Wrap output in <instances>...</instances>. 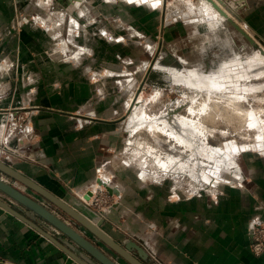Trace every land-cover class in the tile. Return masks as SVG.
<instances>
[{
    "label": "rangeland",
    "instance_id": "obj_1",
    "mask_svg": "<svg viewBox=\"0 0 264 264\" xmlns=\"http://www.w3.org/2000/svg\"><path fill=\"white\" fill-rule=\"evenodd\" d=\"M25 1L24 3H27L25 6L28 5L30 8L32 7L33 10L29 16V19H31L30 21L37 25L38 28L42 29L43 33L46 32L47 35L45 38L43 37L42 41L35 43L37 48L32 49L33 51L31 50L33 59L27 61L23 58L20 59L18 56L9 59H0V63L4 64L5 69L3 71L5 74L3 82H10L11 84L9 88H6L4 91L2 90L3 92H1L0 96L8 95L13 97L19 95L21 100L25 102L22 103L23 105L5 107L6 110H4L5 108H0V116H5L4 121L0 123V157L2 159L10 160L9 163L17 160L35 164L38 163V158L31 154L32 150L35 149V143L39 141V139L34 136L37 132L35 120L37 116H39L40 111L46 107L42 101L53 98V94L60 95L63 92L64 85L67 83L64 78H58L55 70H58V68L60 70L69 68L72 72H74V69L83 70L80 75H73V78L68 82L76 83L77 79L80 78L85 84L91 86L93 94H95L93 97L94 99L100 98L108 100L110 101V106L112 104V107L115 109L121 104H130L120 115L114 117L116 120L119 119L115 123L116 130H114L111 135L110 144L104 146V148L112 152L115 151L113 153L111 152V154L106 157V161L109 162L108 165L113 171V174L112 172L107 174V172L99 173L98 171H94L89 181L94 185L93 188L90 189L91 192L97 184L107 187L110 182L109 178H111L110 183L112 185L114 175L119 172V167L122 163L120 158H129L132 162H135L133 158H137L136 160L138 163L142 165V175H149L153 179H157V181L165 179L164 181L169 183L170 188L173 186L172 184H174L175 180L179 178L180 174H183L180 176L184 179L181 180V188L184 190L188 188L189 183L193 182L192 184H196L195 186L198 187L197 193L201 191L205 194L218 193L221 192L220 186L222 184H227V186H229L235 181H243L242 169L244 170V175L248 177L247 172L250 171V169L247 168L248 165L245 157L251 154L253 150L256 152L262 151L258 147V142L260 143V147L264 144V130H262V128L264 129V122L256 121L254 124V126L256 125L255 127L249 125L238 126L232 124L231 121L228 122L225 117L221 116V118L219 116L220 122L218 123H222L221 126L218 125V123L211 125L216 128L215 131H210L213 127H209L210 130L206 127L208 130L207 132L206 128L196 131L198 132V139L200 138L199 141H202L197 142V144H199L196 149L177 141L174 136L173 140L170 139L172 138V133L168 132L165 134L162 133L161 138L157 139L158 142L163 143H159L158 150V147L151 149L150 146H147L145 143L144 145L141 142L142 138L140 139L141 129H147L145 125L148 126L150 122L154 123L155 121H150L148 122L149 124L144 122L145 125L140 123L143 125L140 128V124L133 121V115L135 113L134 108L138 105L137 101L140 98L142 99L141 106H143V103L148 104V116L155 114L161 116L166 113L170 103L174 104L173 106H177V104H179L177 102L180 100L182 103L195 102L198 97H201V100L199 98L200 101L205 103L207 100V102L209 101L211 103V100L208 99L210 98L209 96H205L206 98L202 97L204 94L209 93L208 91L201 90L202 88L196 85L187 84L188 81H184L186 82L184 83L183 79L178 80L171 73L173 72L171 70L172 68H177V70L182 72H186L187 69H198L211 76L220 75V77H222V83H226L225 87L227 89L224 90L226 93L221 91L218 94L224 100H236L239 99L240 96L239 101L244 97L242 102H240L241 104L243 103L244 107H247L248 110H264V90H261L264 89V44L256 41L259 46L257 45V47H255L246 39H242V44V41L238 39V37H235L238 35L242 38V34L236 29H232V33L228 36L224 30V28L226 30L228 29L225 24L227 20L224 19L223 21L218 18L210 20L208 14L211 13V10L198 0H163L164 5L158 3V0H131V2H129V0H73L68 7L64 6L60 0ZM162 6L165 7L163 21L161 22L160 11ZM220 7L225 10L222 4ZM214 11L217 15L221 16L215 7ZM16 17L18 18V15ZM231 17L234 16L231 15ZM42 19H46L47 21L50 20L51 23L46 24ZM200 21L202 22L201 27H199L201 34H197ZM208 23L212 27L219 26L217 30H213V32L216 33L213 35L218 36V39L214 40L210 37V34L208 35ZM22 27L23 24L19 22L15 24L14 29L19 34L22 31ZM244 28L248 30L246 27ZM28 48L29 47H27V49ZM259 54L262 55V61H260V56L257 57ZM233 61H237V63ZM158 63L164 64V69L158 67ZM226 63L231 64L227 66H230L229 69L223 68ZM221 68H223L222 70L224 72ZM254 68L260 71L258 70L256 76L248 79V82L245 84L247 88L243 89L237 77L238 73L246 70L250 71V69ZM228 77L230 78L227 79ZM261 77L263 78L262 80L259 79ZM252 79L254 81H251ZM257 84H259L260 89H258L259 87ZM253 85L258 88L256 87V89ZM50 87H53V93L50 92L51 94L46 91ZM249 87L254 88L250 89ZM100 88L105 90L100 91ZM126 89H128V91H126ZM231 93L233 95L235 94L234 98ZM245 93L248 94L246 95ZM198 94L199 96H197ZM248 95L249 97H247ZM200 101L197 99L196 103ZM151 102L155 103L153 104ZM203 102L197 103L199 106L195 105L200 108ZM180 108L181 106H179L178 109ZM181 111L182 109L179 112ZM167 112L169 113L170 111ZM171 114L173 115L171 112L168 115L170 116ZM191 115L196 117L195 113H191ZM150 117L148 118L150 119ZM223 118H225V120ZM247 118H249V116H247ZM258 119L264 120V114H261V116L259 115ZM222 120L223 122H221ZM138 125L139 128L137 127ZM215 128H213V130ZM135 129H137L136 132H134ZM210 133L212 134L210 135ZM166 134L168 136H166ZM12 135H15L16 139H14ZM134 139H136L135 142H133ZM174 143L177 145H185L186 147L188 146V150L186 147L184 148V146L181 145L178 147ZM112 145L115 147V150L111 148ZM146 146L148 150L150 148V152L145 149ZM204 146L209 150L206 151ZM181 148H183L185 152H182ZM201 149H204L206 152H203L204 150L201 151ZM190 150L191 152L193 150V153H191ZM121 151L125 153L120 154V158H117L115 155ZM156 152L158 156H161L157 157ZM219 153L221 155H219ZM145 155H147L148 158H146ZM165 155L168 159L165 158ZM203 155L206 156L203 157ZM209 155L212 156L209 157ZM223 156H225V159ZM160 157H163V160H160ZM216 157H218V160H215ZM222 157L225 162L222 160ZM150 159L155 161L152 162ZM205 160L207 162L209 161V164ZM215 161L216 164H214ZM218 161H221V163ZM163 162L166 163L163 164ZM241 163H243V165ZM170 167L173 170L170 169ZM154 168H158L159 170L157 169L158 171L156 172ZM153 170L158 174V177ZM210 175L211 177H209ZM175 176L177 177L176 179ZM5 177H8L12 183L17 182L7 175H5ZM191 177L193 178L192 182L190 179ZM18 184L19 182H17V185ZM208 189L210 190L209 192L207 191ZM91 196L92 194L87 196V198ZM12 200L14 201V199ZM8 203L12 204L11 202ZM14 203H16V201H14ZM88 206L98 211L94 206ZM54 207L58 213L70 218L56 205H54ZM108 210L110 209L106 208L102 212Z\"/></svg>",
    "mask_w": 264,
    "mask_h": 264
},
{
    "label": "crops",
    "instance_id": "obj_2",
    "mask_svg": "<svg viewBox=\"0 0 264 264\" xmlns=\"http://www.w3.org/2000/svg\"><path fill=\"white\" fill-rule=\"evenodd\" d=\"M224 1L232 9L240 10L239 24L242 27L264 40V0ZM24 2L0 0V59L15 56L27 61L33 59L31 50L37 48L35 43L47 35L30 21L33 10ZM164 7L160 11L161 22ZM19 22L23 27L18 34L14 26ZM201 23L197 34H201ZM218 27L210 24L208 27V35L214 40L218 36L213 35L216 34L213 30ZM4 70V64L0 63V95L11 85L10 82H3ZM73 71L69 68L55 70L58 78H64L67 83L60 95L53 94V98L42 101L46 107L35 120L37 132L34 136L39 141L31 153L38 158V163L17 160L11 161V166L29 177L38 170L47 169L49 174L42 177L43 184L51 193L77 208L75 205L82 202V197L87 198L94 186L89 182L94 171L113 174L106 161L112 151L104 146L110 144L111 135L116 130L115 123L119 119L114 117L130 104H121L115 109L108 100L94 99L91 86L80 78L76 83L68 82L83 70ZM104 90L100 88V91ZM46 91L51 94L53 87ZM22 103L25 102L19 95L0 96V108L3 109ZM0 117L2 123L5 116ZM12 136L16 139L15 135ZM258 144L262 151L253 150L245 157L250 169L248 177L241 168L243 181H235L229 186L222 184L221 192L207 194L202 191L197 193L198 187L192 183L183 190L182 177L175 178L170 188L165 179L157 181L149 175H142V165L137 158H133L135 162L129 158L122 159L120 154L125 152L121 151L115 155L122 163L112 181L116 203L113 208L103 212L107 214L102 228L116 241L127 237L143 243L149 253L150 264H264V254L258 256L251 248L252 223L256 220L264 222V144L261 147ZM111 148L115 150L113 145ZM190 179L192 182L193 178ZM13 185L98 245L100 241L87 234L85 226L78 222L76 224L70 216L67 218L58 213L54 204L43 195L21 182ZM7 196L0 194L1 199L11 202ZM14 201L16 203L11 202V205L31 222L93 263L91 256L62 230L17 200ZM135 257L140 260L138 256ZM0 264L80 263L37 228L0 206Z\"/></svg>",
    "mask_w": 264,
    "mask_h": 264
},
{
    "label": "bare ground",
    "instance_id": "obj_3",
    "mask_svg": "<svg viewBox=\"0 0 264 264\" xmlns=\"http://www.w3.org/2000/svg\"><path fill=\"white\" fill-rule=\"evenodd\" d=\"M77 1H80V0H77ZM197 1V0H196ZM200 3H204V5L208 8V9H210L211 10V13L210 14H208L209 15V19L211 20V19H215V18H218V19H225L226 20V17L225 16H222V14H221V16H219V15H217V13L216 12H214L213 11V8L215 7L216 8V4L217 5H223L224 7H225V12L226 13H228V15H230L231 14V12L229 11V10H227L228 9V4H226V2L223 0V2H220L219 0H198ZM146 2V1H145ZM165 2V1H164ZM198 2V3H199ZM158 3H160V4H162L163 5V0H158ZM225 3V4H224ZM214 6V7H213ZM217 10H218V8H216ZM204 10V9H203ZM202 10V11H203ZM227 10V11H226ZM234 10V9H233ZM177 11V10H176ZM174 13V12H173ZM172 14V13H171ZM176 14V13H175ZM169 15V14H168ZM170 17V16H169ZM235 17V16H234ZM42 21L44 22V23H48V24H50V22L49 21H47V20H44V19H42ZM233 42V41H232ZM218 44V43H217ZM217 46V45H216ZM261 54V53H260ZM257 55V57H259L260 56V58L262 57V55ZM238 57V56H237ZM239 58V57H238ZM237 58V59H238ZM255 58V57H254ZM259 58V59H260ZM242 61V60H241ZM260 61H262V58H261V60ZM234 63H237V61H233ZM232 62V63H233ZM258 62H259V60H258ZM264 62V61H263ZM230 63V62H229ZM253 63V62H252ZM239 64V63H238ZM237 64V65H238ZM241 64H242V62H241ZM225 65V67L223 66V68L225 69V68H227V69H229V67H227L228 65H231V64H228V63H226V64H224ZM250 65V64H249ZM256 65V64H255ZM167 66V65H166ZM158 67H160V68H162V69H164V64L162 65L161 63H158ZM239 67H241V66H239ZM252 67V66H251ZM223 68H221V70L223 69ZM255 68H257V67H255ZM250 69V71L249 70H246V71H242V72H239L238 73V75H237V77H238V79H239V81L241 82L240 84L242 85V87H243V89L244 88H247L246 86H245V84L248 82V79H250L251 77H253V76H256V74H258L257 72H258V70L259 69ZM165 69H167V68H165ZM170 69V68H169ZM240 69V68H239ZM173 72H171L178 80L179 79H183V82L184 81H188L187 82V84H190V85H193V86H198V87H200V88H202L201 90H204V91H208L209 93H207V94H204V96H202V97H205V96H209L210 98H208L209 100H211V103L209 102H207V100H206V102L204 103L203 101H200L201 100V97H198L197 99H198V101H200V102H203V104L200 106V108L199 107H197L196 105H198L197 103H200V102H197L196 103V101H197V99H196V97L197 96H199V94L195 97V99H196V101L194 102H184V103H182V101L180 100L179 102H177V103H179V104H177V106H173L174 104H171L170 103V106L168 107V109H167V111H170L171 113H173V115L171 114L170 116L168 115L169 113L166 111V113L165 114H162L161 116L160 115H157V114H155V115H150V116H152V117H150V116H148L149 114H148V112H147V109H148V104L146 103H143V106H141V102H142V99L140 100V99H138V101H137V106H136V108H134L135 109V113H134V119H133V121H136L138 124H144L145 125V123L144 122H147L146 124H149L148 122H150V121H152V122H154V123H158V124H154V123H151L150 122V124L147 126V125H145V127H147V129L145 128H142L141 129V131H140V139L142 138V143L144 144H146L147 146H150V148L152 149V148H156V147H158V150H159V143L160 142H158V138H161V136H162V133L163 134H165V133H168V132H170V133H172V138H170V139H172L173 140V136H174V138L175 139H177V141H180L181 143H184V144H187L189 147H191V148H197L198 146V144H197V142H200L199 141V139H198V132H196V131H200L199 129H201L202 130V128L203 129H205L206 127L207 128H211V127H213V128H215L214 126H211V125H214V123H218V122H220L219 121V116L221 117H225L226 119H227V121L228 122H232V124H235V125H249V126H253V127H255L254 126V124H255V122L256 121H258V122H264V120H262V119H258V116L260 115L261 116V114H264V110H257V109H253V110H248L247 109V107L245 108L244 107V104L242 103L241 104V102H242V99H244V97L239 101V99H240V96H239V99H234V100H230V99H228V100H224L218 93L219 92H223L224 90H226L227 88L225 87L226 85V83H222V80H221V78L222 77H220V75H216V76H211V75H209L208 73H206V72H203V71H199L198 69H187V71L186 72H182V71H179V70H177V68H172L171 69ZM170 70V71H171ZM238 70V69H237ZM242 70V69H241ZM169 71V70H168ZM184 71H185V69H184ZM205 71V70H204ZM223 71V70H222ZM236 71V70H235ZM234 71V72H235ZM239 71V70H238ZM237 71V72H238ZM260 71V70H259ZM220 72V71H219ZM224 72V71H223ZM232 72V71H231ZM264 72V71H263ZM262 72V73H263ZM221 73V72H220ZM212 74H213V72H212ZM219 74V73H218ZM235 74V73H234ZM237 74V73H236ZM258 76V75H257ZM231 77H232V75H231ZM235 76L233 75V78H234ZM236 77V78H237ZM263 77V76H262ZM259 78V79H263V78ZM230 77H228L227 79H229ZM255 78V77H254ZM258 78V77H257ZM235 79V78H234ZM241 79H242V81H241ZM255 80H257V79H255ZM260 80V81H261ZM182 81V80H181ZM224 81V80H223ZM233 81V80H232ZM234 81H236V80H234ZM251 81H254L253 79L251 80ZM258 81V80H257ZM256 81V82H257ZM225 82H226V80H225ZM229 82V81H228ZM184 83H186V82H184ZM230 83V82H229ZM243 83V84H242ZM253 83V82H252ZM228 84V83H227ZM233 84V83H232ZM237 84V83H236ZM239 84V85H240ZM250 84V83H249ZM260 84V83H259ZM259 84H257L258 85V87H259ZM264 84V83H263ZM254 86V85H253ZM262 86V85H261ZM192 87V86H191ZM255 88L257 87V86H254ZM253 87V88H254ZM257 87V88H258ZM197 88V87H196ZM250 88V87H249ZM253 88H250V89H253ZM256 88V89H257ZM195 89V88H194ZM258 89H260V87L258 88ZM261 90H264V89H261ZM235 91V90H234ZM242 91V90H241ZM250 91H252V90H250ZM157 92V91H156ZM197 92V91H196ZM198 92H199V89H198ZM237 92H239V91H237ZM243 92V91H242ZM248 92V91H247ZM224 93H226L225 91H224ZM228 93V92H227ZM156 94V93H155ZM202 94V93H201ZM239 94V93H238ZM238 94H237V96H238ZM246 94V93H245ZM248 94V93H247ZM246 94V95H247ZM193 95V94H192ZM231 95H233L232 93H231ZM235 95V94H234ZM234 95H233V98H234ZM227 96V95H226ZM225 96V97H226ZM236 96V97H237ZM157 97H158V95H157ZM247 97H249V95L247 96ZM155 98V97H154ZM160 98V97H159ZM184 98V97H183ZM194 98V97H193ZM199 98H200V100H199ZM206 98V97H205ZM205 98H204V100H205ZM227 98V97H226ZM158 99V98H157ZM191 99V98H190ZM194 99V100H195ZM261 99V98H260ZM260 99H258V100H260ZM150 100H151V98H150ZM153 100V99H152ZM187 100H188V98H187ZM264 100V99H263ZM145 101V100H144ZM186 101V100H185ZM213 101V102H212ZM149 102V101H148ZM156 102V101H155ZM154 102V103H155ZM157 102H158V100H157ZM159 102H160V99H159ZM259 102H261V101H259ZM264 102V101H263ZM150 103V102H149ZM151 103H153V102H151ZM153 103V104H154ZM180 104H183V105H180ZM196 104V105H195ZM169 105V104H168ZM176 105V104H175ZM210 105V106H209ZM179 106H181V108L180 109H178L179 108ZM199 106V105H198ZM162 107V106H161ZM167 107V106H166ZM197 107V108H196ZM165 108V107H164ZM182 109V111L181 112H179L180 110ZM179 110V111H178ZM151 112H153V111H151ZM163 112V111H162ZM176 112V113H175ZM154 113V112H153ZM159 113H160V111H159ZM191 113L192 114H196V117H193V115H191ZM259 114V115H258ZM195 116V115H194ZM247 116H249V118H247ZM148 117H150V119L148 118ZM221 117V118H222ZM149 120H148V119ZM225 118H223L224 120H225ZM217 119H218V121H217ZM221 122H223V120L221 121ZM133 124H135V123H133ZM140 124V128H141V126H143V125H141ZM222 124V123H221ZM221 124L220 123H218V125H220L221 126ZM231 124V123H230ZM209 125V126H208ZM218 125H217V127H218ZM227 125H228V123H227ZM135 126V125H134ZM261 126H263V125H261ZM261 126H260V128H261ZM138 128H139V125L137 126ZM236 127V126H235ZM136 128V127H135ZM137 128V129H138ZM207 128H206V132L208 131L207 130ZM210 128H209V130H210ZM213 128H212V130H210V131H215L216 130V128L213 130ZM238 128V127H237ZM137 129H135V131L134 132H136L137 131ZM219 129V128H218ZM235 130V129H234ZM244 130V129H243ZM255 130V129H254ZM262 130H264L263 128H262ZM150 131H152V132H150ZM138 132H139V130H138ZM205 132V131H204ZM221 132V131H220ZM219 132V133H220ZM261 132V131H260ZM259 132V133H260ZM209 133V132H208ZM222 133V132H221ZM225 133V132H224ZM258 133V132H257ZM155 134V135H154ZM161 134V135H160ZM202 134V133H201ZM212 133H210V135H211ZM247 134V133H246ZM135 135V134H134ZM166 136H168L167 134H166ZM201 136V135H200ZM205 136H207V135H205ZM131 137V136H130ZM165 137V136H164ZM256 137H259V136H256ZM255 137V138H256ZM167 138V137H166ZM165 139V138H164ZM168 139V138H167ZM201 139H202V137H201ZM204 139V138H203ZM207 139V138H206ZM205 139V140H206ZM135 140L136 139H134V141L133 142H135ZM160 140V139H159ZM163 140V139H162ZM210 140V139H209ZM155 141H157V142H155ZM170 141V140H169ZM259 141H260V139H259ZM264 141V140H263ZM175 142H176V140H175ZM179 142V143H180ZM202 142V141H201ZM258 142V141H257ZM130 143V142H129ZM140 143V142H139ZM141 143V144H142ZM170 143V142H169ZM177 143V142H176ZM176 143H174V144H176ZM178 143V144H179ZM207 143V142H206ZM259 143V142H258ZM140 144V145H141ZM144 144V145H145ZM160 144H163V143H160ZM200 144H203V143H200ZM230 144V143H229ZM135 145V144H134ZM138 145V144H137ZM170 145V144H169ZM177 145V144H176ZM175 145V146H176ZM179 145H181V144H179ZM179 145H177L178 147H179ZM143 146V145H142ZM147 146H146V148L145 149H147ZM181 146H184V148L186 147L185 145H181ZM180 146V147H181ZM187 146V147H188ZM200 146V145H199ZM209 146V145H208ZM221 146V145H220ZM227 146V145H226ZM236 146V145H235ZM239 146V145H238ZM136 147V146H135ZM140 147V146H139ZM144 147V146H143ZM187 147H186V149H187ZM205 147V146H204ZM211 147V146H210ZM233 147V146H232ZM231 147V148H232ZM237 147V146H236ZM150 148H149V152H150ZM164 148V147H163ZM200 148V147H199ZM214 148V147H213ZM212 148V149H213ZM226 148V147H225ZM229 148V147H228ZM137 149H139V148H137ZM143 149V148H142ZM161 149V148H160ZM182 150V152H185V151H183V148H181ZM205 149H206V147H205ZM215 149V148H214ZM218 149V148H217ZM230 149V148H229ZM235 149V148H234ZM146 150V151H147ZM188 150V149H187ZM204 150V149H203ZM202 149H201V151H203ZM209 150V149H208ZM207 149H206V151H208ZM216 150V149H215ZM227 150V149H226ZM236 150V149H235ZM142 151V150H141ZM163 151V150H162ZM180 151V150H179ZM195 151H197V150H195ZM200 151V150H199ZM198 151V152H199ZM201 151H200V154H201ZM205 150L203 151V152H206ZM212 151H214V150H212ZM217 151V150H216ZM220 151V150H219ZM222 151H223V149H222ZM148 152V153H149ZM152 152H154V151H152ZM163 152H165V151H163ZM190 152H191V150H190ZM221 152V151H220ZM147 153V152H146ZM155 153V152H154ZM168 153V152H167ZM174 153V152H173ZM172 153V154H173ZM191 153H193V150H192V152ZM190 153V154H191ZM208 153V152H207ZM223 153V152H222ZM232 153V152H231ZM150 154V153H149ZM148 154V155H149ZM158 153L156 152V155H157ZM160 154V153H159ZM165 154V153H164ZM176 154V153H175ZM180 154V153H179ZM189 154V155H190ZM198 154V153H197ZM214 154V153H213ZM212 154V155H213ZM152 155H155V154H152ZM167 155V154H166ZM166 155H165V158H167L166 157ZM177 155V154H176ZM188 155V156H189ZM199 155V154H198ZM212 155H209V157L210 156H212ZM219 155H221L220 153H219ZM229 155V154H228ZM146 156V158H148L147 157V155H145ZM150 156V155H149ZM159 156H161V155H159ZM158 155H157V157H159ZM162 156H164V155H162ZM168 156V155H167ZM191 156V155H190ZM206 156V155H205ZM204 155H203V157H205ZM207 156H208V154H207ZM151 157H153V156H151ZM155 157V156H154ZM195 157H197V156H195ZM199 157V156H198ZM224 157V159H225V156H223ZM223 157H222V160L224 161V159H223ZM161 159L160 160H163L162 158L163 157H160ZM168 158H169V156H168ZM167 158V159H168ZM171 158V157H170ZM214 158V157H213ZM217 158V159H216ZM215 158V160H218V157H216ZM231 158V157H230ZM197 159H199V158H197ZM220 159H221V157H220ZM219 159V160H220ZM151 161H152V159H150ZM165 160V159H164ZM196 160V159H195ZM210 160V159H209ZM213 160V159H212ZM211 160V161H212ZM147 161V160H146ZM149 161V160H148ZM153 161H155V160H153ZM152 161V162H153ZM170 161V160H169ZM173 161H174V159H173ZM206 161V160H205ZM152 162H150V163H152ZM161 162V161H160ZM159 162V163H160ZM177 162V161H176ZM193 162V161H192ZM196 162V161H195ZM207 162V161H206ZM209 162V161H208ZM207 162V163H208ZM218 162H220L221 163V161H218ZM225 162V161H224ZM164 163H166V162H163V164ZM182 163V162H181ZM211 163V162H210ZM214 163V162H213ZM162 164V163H161ZM172 164H173V162H172ZM177 164V163H176ZM179 164V163H178ZM196 164V163H195ZM199 164V163H198ZM209 164V163H208ZM214 164H216V161H215V163ZM213 164V165H214ZM153 165V164H152ZM154 165H155V163H154ZM156 165H157V162H156ZM155 165V166H156ZM167 165V164H166ZM200 165V164H199ZM204 165H205V163H204ZM224 165V164H223ZM149 166H150V164H149ZM159 166V165H158ZM163 166V165H162ZM172 166V165H171ZM186 166V165H185ZM184 166V167H185ZM189 166V165H188ZM197 166V165H196ZM208 166V165H207ZM237 166V165H236ZM148 167V166H147ZM152 167H154V166H152ZM159 167H161V166H159ZM164 167H165V165H164ZM224 167V166H223ZM169 168V167H168ZM174 168H175V166H174ZM187 168V167H186ZM188 168H190V167H188ZM192 168V167H191ZM196 168V167H195ZM206 168V167H205ZM209 168V167H208ZM147 169H149V168H147ZM151 169V168H150ZM158 169V168H157ZM156 168H154V170H156V172L159 170H157ZM165 169V168H164ZM167 169V168H166ZM170 169H172L171 167H170ZM182 169V168H181ZM215 169V168H214ZM153 170V171H154ZM160 170H161V168H160ZM173 170V169H172ZM193 170V169H192ZM147 171V170H146ZM166 171V170H165ZM165 171H163V172H165ZM168 171H170V170H168ZM176 171V170H175ZM190 171V170H189ZM220 171V170H219ZM219 171H217V172H219ZM148 172V171H147ZM155 172V171H154ZM155 172V173H156ZM167 172V171H166ZM172 172V171H171ZM177 172V171H176ZM181 172H182V170H181ZM221 172V171H220ZM178 173H180V172H178ZM196 173V172H195ZM203 173V172H202ZM152 174V173H151ZM157 174V173H156ZM166 174V173H165ZM183 175V174H182ZM181 174H180V176H182ZM187 175H188V173H187ZM209 175V174H208ZM218 175V174H217ZM161 176H163V175H161ZM169 176V175H168ZM179 176V177H180ZM196 176V175H195ZM199 176H200V174H199ZM201 176H203V175H201ZM157 177H158V174H157ZM165 177H166V175H165ZM198 177V176H197ZM206 177V176H205ZM209 177H211V175L209 176ZM156 178V177H155ZM164 178V177H163ZM162 178V179H163ZM175 178H177L176 176H175ZM218 178V177H217ZM216 178V179H217ZM159 179V178H158ZM201 179V178H200ZM204 179V178H203ZM213 179V178H212ZM157 180V179H156ZM184 180V179H183ZM199 180V179H198ZM206 180V179H205ZM208 180V179H207ZM218 180V179H217ZM203 181V180H202ZM205 182V181H204ZM212 182V181H211ZM210 182V183H211ZM104 183V182H103ZM193 183V182H192ZM105 184V183H104ZM212 184V183H211ZM107 185V184H106ZM108 186V185H107ZM195 186V185H194ZM206 186V185H205ZM91 194H93V191H92V193ZM90 194V195H91ZM90 195H88V196H90ZM116 203V202H115ZM114 203V204H115ZM108 209H110L111 207H107ZM95 225L97 224V223H94Z\"/></svg>",
    "mask_w": 264,
    "mask_h": 264
},
{
    "label": "water",
    "instance_id": "obj_4",
    "mask_svg": "<svg viewBox=\"0 0 264 264\" xmlns=\"http://www.w3.org/2000/svg\"><path fill=\"white\" fill-rule=\"evenodd\" d=\"M60 1L63 3L64 6L67 7L73 2V0ZM219 1L223 2V0ZM219 7L220 6L216 4V8H218L219 13L222 14V16H225L227 19L225 24L228 29L226 30L224 27L223 28L228 36L230 33H232V29H236L239 33L242 34V38H240L238 35H236L235 37H238V39L242 41V44V39L248 40V42L253 44V46L255 47H257V45L259 46L256 41L264 44V40L260 36L256 34L251 35L244 27L239 24V20H241V12L239 9L235 8V10H233L230 6H228L227 10L231 12L232 16H235L231 17L225 12L223 8ZM0 172L15 179L16 181L25 184L29 188L43 195L45 198L50 200V202L60 208L63 212L68 214V216L73 218L76 224L81 223L83 226H85L87 229L85 232L87 234H92L100 241L98 245H95L85 236L81 235L78 231H76L73 227L68 225L63 219L53 213L45 205L41 204L29 195L25 194L19 188L15 187L14 185L8 182H5L2 178H0V191L4 192L12 199L17 200L21 204L33 210L35 213L42 216L51 224L62 230L74 242H76L81 248H83L89 256H91L93 263L89 262L81 255H77L71 247L67 245L64 246V244L60 242L56 237L38 227L36 224L31 222L26 216H24L20 211L13 207L10 203L4 201L1 198L0 206L8 212L18 216L34 228H37L50 240L60 246L71 258L75 259L80 264H150L149 253L143 243H140L127 237L116 241L107 232L104 231L102 227L106 223L104 216L107 213L95 211L83 201L80 203L78 202L75 205L77 206V208H81L79 210L76 207L70 206L63 199L51 193L43 184L44 182L41 181L43 176L49 174V171L47 169L38 170L31 177L25 176L24 174L18 172L15 168H13L8 160L2 159L0 157ZM107 189L111 194H116V190L111 184L107 186ZM91 193L92 192L90 191L88 195H90ZM95 222L97 223L96 225L94 224ZM135 256H138L141 261L136 260Z\"/></svg>",
    "mask_w": 264,
    "mask_h": 264
},
{
    "label": "built area",
    "instance_id": "obj_5",
    "mask_svg": "<svg viewBox=\"0 0 264 264\" xmlns=\"http://www.w3.org/2000/svg\"><path fill=\"white\" fill-rule=\"evenodd\" d=\"M0 178H2L5 182H8L10 184L17 185V182L12 183L8 177H5V175L1 172ZM111 182V178H109ZM109 182V185L111 184ZM0 194L5 195L3 192L0 191ZM8 197V196H7ZM9 198V197H8ZM12 203L14 201L9 198ZM82 200L87 204L94 206L95 209L98 211H104L107 207L113 208L116 202L114 194H111L107 187L99 186L98 184L94 187L93 194L90 198H84L82 197ZM110 208V209H111ZM251 232L253 236L252 241V251L254 254L260 256L264 254V222L260 220H256L252 223Z\"/></svg>",
    "mask_w": 264,
    "mask_h": 264
},
{
    "label": "snow or ice",
    "instance_id": "obj_6",
    "mask_svg": "<svg viewBox=\"0 0 264 264\" xmlns=\"http://www.w3.org/2000/svg\"><path fill=\"white\" fill-rule=\"evenodd\" d=\"M129 2H131V0H129Z\"/></svg>",
    "mask_w": 264,
    "mask_h": 264
}]
</instances>
